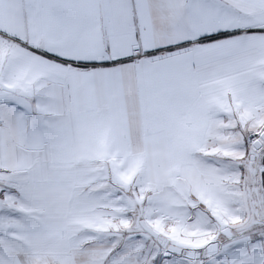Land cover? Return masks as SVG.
I'll list each match as a JSON object with an SVG mask.
<instances>
[{"label":"snow or ice","instance_id":"snow-or-ice-1","mask_svg":"<svg viewBox=\"0 0 264 264\" xmlns=\"http://www.w3.org/2000/svg\"><path fill=\"white\" fill-rule=\"evenodd\" d=\"M0 264H264V0H0Z\"/></svg>","mask_w":264,"mask_h":264}]
</instances>
